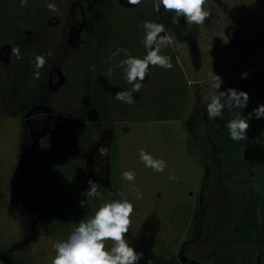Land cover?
Returning <instances> with one entry per match:
<instances>
[{"label":"rangeland","instance_id":"1","mask_svg":"<svg viewBox=\"0 0 264 264\" xmlns=\"http://www.w3.org/2000/svg\"><path fill=\"white\" fill-rule=\"evenodd\" d=\"M90 1L89 23L95 31L103 30L101 3ZM90 1L56 0L59 11L53 13L44 0H29L23 7L20 0H0V261L16 264L22 252L23 259L32 258L35 264H51L52 245L65 239L76 222L93 214L101 203L89 201L86 208L79 204L80 193L93 177L104 186V199L123 195L137 205L128 235L144 253L140 264H154L158 258L170 264H201L185 260L183 254L195 235L201 190L203 202L213 179L201 166L199 152L192 150L190 156L189 132L216 160L204 129L206 121H212L205 114L212 69L224 81L222 91L244 82L262 86L257 75L264 73V0H208L211 16L203 26L177 28L161 17L177 39L165 49L173 57L174 68L152 67L133 106L115 99L117 91L131 85L119 70L109 71L124 58L123 53L112 58V53L125 48L133 55L144 54L140 25L156 19V0L143 6L112 0L110 33L94 36L99 44L110 45L109 68L98 75L93 94L84 86L87 56L83 48L69 42L71 31L80 25L71 20L82 17L81 6L87 4L88 9ZM17 46L21 60L11 52ZM47 52L52 56L40 79H33L35 55ZM242 73L247 78L242 79ZM61 77L69 79L60 87ZM56 87L60 89L55 91ZM110 94L113 107L107 110L103 97ZM252 95L256 105L264 102L261 91ZM88 100L99 103L101 111L88 110ZM99 114L109 123L97 124ZM212 122L219 126L220 120ZM260 130L264 141V126ZM111 137L118 138L119 149V163L113 161L114 152L110 156L112 186L104 169L109 151L106 156L97 152L88 157L94 143L108 150ZM141 149L165 159L169 167L163 173L145 168L139 158ZM128 169L136 171L131 184L121 178ZM169 174L175 179L170 180ZM137 190L143 193L142 200H135ZM206 254L202 261L197 258L202 264H210L205 262ZM185 255L193 257L190 252ZM256 264H264V252Z\"/></svg>","mask_w":264,"mask_h":264},{"label":"clouds","instance_id":"2","mask_svg":"<svg viewBox=\"0 0 264 264\" xmlns=\"http://www.w3.org/2000/svg\"><path fill=\"white\" fill-rule=\"evenodd\" d=\"M123 2L143 6L147 0ZM28 3L29 0H20L22 7ZM44 3L48 11L53 13L59 11L56 0H44ZM154 6L157 12L156 19L144 20L140 25L143 29L144 54L133 55L125 48H117L112 53V58L120 56L121 53L124 55V58L110 67L109 71L119 70L126 83L131 85L129 89L114 94L117 101L128 106L137 103L135 94L144 87L145 78L150 75L152 67L167 70L174 68L173 57L166 54L165 49L177 43V39L161 17L179 28L203 26L211 16L208 0H156ZM11 52L17 60L23 59L19 46L12 48ZM51 56L52 52L35 55L33 79H40L41 70L45 68ZM176 63H180L178 57ZM247 75L242 73L241 78L245 79ZM207 83L211 89L210 99L205 106L207 118L212 121L222 120L226 110L229 112L235 110V115L226 124L228 136L235 142L246 141L251 121L264 119V104L258 105L245 115L244 110L249 101L247 92L236 88L222 91L224 81L213 69L208 74ZM98 152L106 156L108 150L102 146ZM139 158L145 168L158 173L165 172L169 167L165 159L157 158L145 149L140 150ZM121 178L131 184L136 180V171L134 169L122 171ZM169 179L174 180L175 177L169 174ZM103 188L104 186L96 180L91 178L87 180V188L80 193L83 197L79 201L80 207L86 208L89 201L100 200L101 203L93 214L76 222L65 239L57 240L52 245L55 256L51 264H140L144 259V253L135 248L128 235L137 205L123 195L104 199ZM142 199L143 193L137 190L135 200Z\"/></svg>","mask_w":264,"mask_h":264},{"label":"trees","instance_id":"3","mask_svg":"<svg viewBox=\"0 0 264 264\" xmlns=\"http://www.w3.org/2000/svg\"><path fill=\"white\" fill-rule=\"evenodd\" d=\"M98 2L101 3L100 16L103 18L101 21L104 29L96 32L108 34L111 29L112 0ZM92 5L90 1L88 7L91 8ZM96 41L94 38V44L87 48L86 55L96 62H102L104 57L107 60L110 45L99 44V41ZM257 76H260L262 86L244 82L242 86L233 84L232 87L249 95L245 115L258 106L252 101L253 91H261L264 95V73ZM105 99L109 104L110 96ZM233 115L235 110L231 112L226 110L219 126L214 125L212 121H206L204 124L208 146L217 154L216 160L210 158L209 152L199 138L192 137L188 131L190 156H193L192 150L198 151L202 158L201 166L205 169L206 175L213 179L211 185L209 184L211 189L207 190V198L205 196L206 199L195 211L196 242L192 244L193 247L190 246L192 250L188 252L200 261L202 254L208 252L206 254L208 261L205 262L210 264H256L259 254L264 252V141L260 130L264 126V119H253L248 129V139L244 142H235L229 138L226 128L227 121ZM99 120L109 123L108 117L100 116ZM117 150V147H113L116 161ZM213 161L215 163L213 168L216 171L212 175L213 168L210 167V162ZM207 178L204 184L208 185ZM195 244L198 245L199 256L195 255L197 250ZM21 253L17 255L16 264H35L32 258L23 259ZM154 263L169 264L162 258H158Z\"/></svg>","mask_w":264,"mask_h":264},{"label":"flooded vegetation","instance_id":"4","mask_svg":"<svg viewBox=\"0 0 264 264\" xmlns=\"http://www.w3.org/2000/svg\"><path fill=\"white\" fill-rule=\"evenodd\" d=\"M90 1V0H89ZM121 1H123V0H121ZM89 4V3H88ZM127 5H132V4H128V3H126ZM136 6H138V5H136ZM83 9H82V11L81 12H83V16L81 17V16H79L78 17V19H76V20H71L72 21V23H75V21H79L80 22V25L78 26V27H74V29L71 31V34H70V37H69V42L72 44V45H74L75 47H79V48H83V53L85 52V54H86V50H87V48L91 45V44H94V36L96 35V34H94V32L96 33V31L94 30V29H92V27H91V25H90V23H89V15H91L89 12L91 11V9L88 7V9H87V4H85V7L84 6H81ZM113 12V11H112ZM81 15H82V13H81ZM57 22H59V20L57 21ZM76 24V23H75ZM53 25H54V21H53ZM56 25V24H55ZM61 24H59V26H60ZM77 28V29H76ZM78 29L80 30L79 31V33H81V35H79V33H78ZM6 47H9V46H6ZM5 47V48H6ZM4 49V48H3ZM87 56V55H86ZM86 65H87V70H86V72H85V77H84V86H85V91H88L89 92V94H93V91H95V88H97V83L99 84V79H98V75H100V72L102 71L103 73L104 72H106V70L108 71V66H107V60H106V58L104 57L103 58V61L102 62H96V61H94V60H92V58L90 59L88 56H87V61H86ZM7 67H9L8 65H7ZM7 70H8V72H9V69L8 68H6ZM8 76H9V74H8ZM65 78V77H64ZM69 79V78H68ZM68 79H62V77H61V79H60V81H58V84L59 83H61V85H60V87L63 85V83L64 84H66L67 83V80ZM65 80V81H64ZM98 81V82H97ZM57 84V85H58ZM60 87H56L55 88V91H58L59 89H60ZM58 89V90H57ZM98 89V88H97ZM108 91H109V89H108ZM110 96V103L108 104L107 102H106V99H105V97H103V100H104V102H105V108L107 109V110H109V108L112 106L113 107V105H112V95L110 94L109 95ZM92 99H94V100H96V98H95V95H93L92 97H91ZM95 103H96V106H95ZM86 106H88V110H95V111H97L98 113L101 111V108H100V104L99 103H97V102H95V101H90V100H88V103H87V105ZM93 108H95V109H93ZM100 116H101V114H99L98 115V118H97V120H95V122L97 123V124H108V123H104V122H101L100 120H99V118H100ZM198 117V116H197ZM199 118V117H198ZM94 122V121H93ZM95 123V124H96ZM194 138H198L196 135H194L193 136ZM104 137H101V139H103ZM88 139V138H87ZM105 139H103V142H102V144H106V140L104 141ZM200 142H201V140H200ZM92 144L94 143V141L93 142H91ZM96 144H98V142L97 143H94V147H92L94 150H93V152L92 153H90V155L88 156L89 157V159L91 158V155L92 156H94L97 152H98V149H99V147L97 146L96 147ZM117 144H118V138H116V137H111L110 139H109V141H108V151H109V153H108V159H107V162H105V165H104V169H105V171H107V179H108V181H109V183H108V185H110V186H112V185H114V183H112V181L114 182V177L112 176L113 175V172H112V168H113V164H112V160L113 159H110V156H111V154L113 153V147H117ZM118 149V148H117ZM119 150V149H118ZM115 156V155H114ZM115 162L116 163H119V160L118 161H116V158H115ZM90 165V164H89ZM88 168V167H87ZM100 169L102 170V167H101V165H99V169H98V172L100 171ZM116 174V173H115ZM117 174H118V172H117ZM94 175V174H93ZM100 178V177H99ZM92 179L94 180V178L92 177ZM106 180V179H105ZM201 198H202V190H201V196H200V200H201ZM201 202H202V200H201ZM201 202H200V204H201ZM196 221V220H195ZM197 227V226H196ZM196 241L194 240V237H193V239L191 240V241H189V242H187V244L185 245V250H184V253L186 254L187 252H188V250H190L191 248H190V246L192 245V244H194ZM185 254H183L184 255V257L183 258H185V260H187V259H192L193 261H198L199 263H201L202 264V262H200L199 260H197V259H195V258H193V257H191L190 255H185ZM197 262V263H198ZM153 263V262H152ZM168 263V262H167ZM155 264V263H154ZM170 264V263H169Z\"/></svg>","mask_w":264,"mask_h":264}]
</instances>
